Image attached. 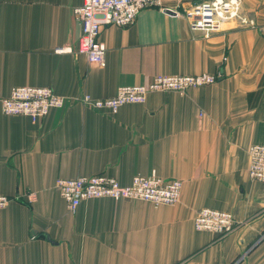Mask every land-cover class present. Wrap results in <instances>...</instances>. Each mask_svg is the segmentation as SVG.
<instances>
[{
    "label": "crops",
    "instance_id": "crops-1",
    "mask_svg": "<svg viewBox=\"0 0 264 264\" xmlns=\"http://www.w3.org/2000/svg\"><path fill=\"white\" fill-rule=\"evenodd\" d=\"M82 2L0 0V99L22 85L65 98L35 121L0 108V194L16 197L0 208V264H264V182L247 173L248 147L264 144V0H242L249 23L209 37L181 15L143 8L131 26L101 27L103 66L55 51L75 46ZM200 72L220 78L183 94L150 92L116 113L76 100ZM153 172L182 181L178 203L92 198L71 213L55 187L57 178L105 173L128 184ZM201 208L232 212L235 228L196 230Z\"/></svg>",
    "mask_w": 264,
    "mask_h": 264
},
{
    "label": "built area",
    "instance_id": "built-area-1",
    "mask_svg": "<svg viewBox=\"0 0 264 264\" xmlns=\"http://www.w3.org/2000/svg\"><path fill=\"white\" fill-rule=\"evenodd\" d=\"M242 0H203L186 7L183 11L166 9L162 0H83L73 9L80 21L81 32L74 47H58L57 53L75 52L98 66L105 64V44L99 39L102 26L128 27L135 23L140 10L157 7L183 16L192 32L204 37L220 31L227 22L239 20L249 23L241 16ZM220 74L200 72L196 74H157L147 83L119 86L113 95L95 98L88 93L78 95L76 100L82 105L96 109H107L116 113L128 103H143L148 93L153 91H175L180 94L195 87L212 84ZM65 98L49 87L30 85L14 86L7 96L0 99V108L6 115H24L35 121L45 116L51 109L62 108ZM247 173L252 180L264 182V144H252L247 149ZM55 187L65 201L68 210L74 213L80 203L87 199L108 197L112 199L141 200L154 205H174L180 199L182 181L163 179L155 172L150 175H135L130 183L121 184L115 177L105 173L75 178H57ZM34 198V194H30ZM16 197L0 194V208L6 207ZM196 230L210 231L224 236L236 225L233 213L226 210L201 208L193 219Z\"/></svg>",
    "mask_w": 264,
    "mask_h": 264
},
{
    "label": "rangeland",
    "instance_id": "rangeland-1",
    "mask_svg": "<svg viewBox=\"0 0 264 264\" xmlns=\"http://www.w3.org/2000/svg\"><path fill=\"white\" fill-rule=\"evenodd\" d=\"M247 155H248V154H247ZM241 259H242V258L240 257L239 260H238V263L241 261Z\"/></svg>",
    "mask_w": 264,
    "mask_h": 264
},
{
    "label": "water",
    "instance_id": "water-1",
    "mask_svg": "<svg viewBox=\"0 0 264 264\" xmlns=\"http://www.w3.org/2000/svg\"><path fill=\"white\" fill-rule=\"evenodd\" d=\"M167 12H169V13H172V11H170V10H166Z\"/></svg>",
    "mask_w": 264,
    "mask_h": 264
}]
</instances>
